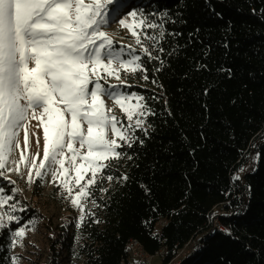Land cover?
Here are the masks:
<instances>
[{
	"label": "trees",
	"instance_id": "16d2710c",
	"mask_svg": "<svg viewBox=\"0 0 264 264\" xmlns=\"http://www.w3.org/2000/svg\"><path fill=\"white\" fill-rule=\"evenodd\" d=\"M127 9L163 29H144L156 38L145 44L152 58L139 53L143 70L119 89L153 114L88 189L74 249L81 264H122L132 238L149 254L165 247L166 263L198 234L176 264H264V142L244 191L234 179L264 130V0H130ZM0 187L11 194L13 185ZM216 206L229 212L218 216L222 229L208 223ZM31 216L22 211L19 224L0 229V264H10L12 232ZM61 234L53 253L73 250L74 233ZM53 259L46 264H69Z\"/></svg>",
	"mask_w": 264,
	"mask_h": 264
},
{
	"label": "snow or ice",
	"instance_id": "6c2138e0",
	"mask_svg": "<svg viewBox=\"0 0 264 264\" xmlns=\"http://www.w3.org/2000/svg\"><path fill=\"white\" fill-rule=\"evenodd\" d=\"M129 17L133 23L127 22ZM109 19L127 28L145 55L152 58L140 34L143 33L145 40H155L144 29L160 27L162 37V25L149 23L140 10H127L126 0H0V177L9 179L6 171L20 174L19 165L29 159L25 155L29 150L28 124L30 120H37L38 127L43 129V159L37 166L39 153L31 157L27 182H35L33 172L41 179L50 171L53 182L59 181L72 205L81 212L84 208L80 200L91 195L89 186L96 183L98 173L108 166L104 161L120 159L117 149L124 145L131 147L135 129L146 131L143 124L147 115L153 114L139 103L134 106L136 112L129 111L125 102L129 99L140 101L143 97L124 96L113 90L115 85L105 88L101 83L113 76L120 80V69L128 70L131 65H135L132 71L143 70L138 63L139 56L122 60L119 52L113 50V40L101 30ZM159 50L164 51L163 48ZM114 61L119 63L120 69L112 67ZM105 95L121 107L129 121L136 116L134 127L132 124L124 126L110 115L112 110H106ZM38 109L42 110L39 115ZM83 123L87 124L86 134L82 130ZM109 128L114 137L111 140L106 137ZM21 130L24 132L23 149L19 141ZM75 143H79V149L74 148ZM85 146L87 152L82 154L80 149ZM17 149L21 150L20 159L13 161L14 169H7L8 158ZM65 149L71 153L70 160L75 166L74 187L79 188L75 193L68 184L71 177H67ZM78 158L82 161L79 165L76 164ZM55 165L59 167H53ZM88 173L91 178L81 184ZM112 179L110 175L107 177L109 181ZM234 179L239 180V176ZM10 183L15 184V181ZM18 191L13 189L12 194H6L0 187V210H4L0 212V229L7 227L8 222H20V217L13 213L25 209H17L18 201L9 203L15 200ZM26 227H19L12 233L13 247L17 239L24 237Z\"/></svg>",
	"mask_w": 264,
	"mask_h": 264
},
{
	"label": "rangeland",
	"instance_id": "374dc122",
	"mask_svg": "<svg viewBox=\"0 0 264 264\" xmlns=\"http://www.w3.org/2000/svg\"><path fill=\"white\" fill-rule=\"evenodd\" d=\"M130 0H126V4H128ZM128 10V9H127ZM128 23H133L132 19L129 17L127 19ZM102 31H105L109 34L111 39L113 40V50L119 52L122 60H132L134 56H139V53H143L141 50V46L136 44V38L131 35L130 31L127 28H123L118 21H114L109 19V22L101 27ZM138 30V29H137ZM139 31V30H138ZM141 35V42L145 47V44L150 40H145L143 37V33ZM123 46V51H120ZM130 46V47H128ZM140 57V56H139ZM107 63V60H105ZM140 64V62L138 61ZM112 67L114 69H120V65L118 62L113 63ZM135 65L129 66L128 70L120 69V80L115 79V77H108L107 82L101 81L104 84L105 88L109 85H115L116 92L121 93L124 96L132 97L133 94H130L126 91L119 90L122 87H127L130 83L127 80V77L130 76L134 71L131 69L134 68ZM137 71V70H136ZM103 75V73H101ZM135 97H141L139 95L134 94ZM105 101V107L107 109H111L110 115H114L118 120L121 121V124L126 126L128 124H132L135 126L136 116H134L132 121L127 119V115L122 111L121 107L114 103L113 99L109 98L107 95L103 97ZM142 104V100L137 101L136 99H129L125 102V107L129 109V111L136 112L137 109L134 107L137 104ZM42 111L40 109L37 110V115ZM142 111V109H140ZM69 120L70 116L67 117ZM82 130L87 132V124H82ZM28 133H29V150L25 153L28 156V161L26 163H21L20 174L18 175L16 171H6V175L9 179H4L0 177V180H4L5 183H10V181H15L13 185V189H19L18 192H15V200L10 201L9 203H15L18 201L17 209L24 208L25 212L32 213V216L23 223L20 227L27 225L25 228V235L22 239H17L16 246L12 248V255L10 259V264H13V259L15 260V264H46L49 260L53 259L55 262H61L65 259L69 260V264H81V259L78 257L77 252L74 250L76 245L79 243V233L78 228L81 223V217L84 216L85 210L91 207V202L88 201V197L82 198L80 203L83 205L84 211L81 212L78 207H75L71 203V198L68 196L67 191L61 187L59 181L53 182L51 172L49 171L42 178L41 187L37 189L35 187V182L29 184L27 182L28 175V167L30 166L31 157L36 156L39 153V158L37 159V166L39 164V160L43 159V129L38 127L37 120H30L28 124ZM37 137H39V147L37 146ZM106 137L107 139H113V133L110 128L106 129ZM19 141L21 145V149L24 147V132L20 131ZM119 143H122L118 141ZM264 142V130L260 133L259 136L254 138L246 153H245V161L242 167L234 174V177L239 176V180H237L238 186L242 188L244 191V180L243 176L246 172L251 170L254 167L256 160V149L260 143ZM74 148L79 149V143L74 144ZM20 149H17L11 153L7 160L6 168L14 169L16 165L13 161H19L20 159ZM81 153L87 152V147L80 149ZM71 153L65 149V167L69 169L67 177H71L68 180L69 187H73V193L78 192L79 188L74 187L75 182V166L71 163L70 160ZM108 161V160H107ZM107 161H104L106 163ZM82 161L78 158L76 164L79 165ZM27 165V166H26ZM53 167H59L55 165ZM62 171V170H61ZM59 175V173H58ZM100 175L98 173L97 177ZM91 178V174L88 173L85 175L84 179L81 180V184L86 183L88 179ZM33 179L36 180L35 174L33 172ZM61 179H66V177H61ZM90 187V186H89ZM89 189V188H88ZM39 193V194H38ZM12 194V193H11ZM4 210H0L2 212ZM21 211L17 210L13 213L15 216H19ZM34 222V223H33ZM11 222H8V225ZM33 229V230H29ZM14 232V231H13ZM12 232V233H13ZM62 233L61 235H71L74 233L73 240V250L71 252L63 251L62 248H58L53 253V249L51 247V240L55 237V234ZM202 234H198L195 236L189 246H196L198 240L200 239ZM188 250V249H187ZM185 251V250H184ZM179 252L180 255L176 256L172 259L170 264H176L180 259L184 256L188 255V252ZM152 264H162L163 260L159 256H153L151 259Z\"/></svg>",
	"mask_w": 264,
	"mask_h": 264
},
{
	"label": "built area",
	"instance_id": "2783aa9c",
	"mask_svg": "<svg viewBox=\"0 0 264 264\" xmlns=\"http://www.w3.org/2000/svg\"><path fill=\"white\" fill-rule=\"evenodd\" d=\"M226 210L222 206H216L213 207L208 215V223L212 225L214 228L222 229V227L219 224L218 216L221 214H228ZM191 240L185 243L181 248L173 249L172 250V258L162 264H170L172 259L176 256H179L181 252H184L190 254L194 248V246H189ZM188 249V250H187ZM125 250H126V260L122 259V264H152L151 259L153 256H159L162 259L165 256V247L156 251L154 254H149L145 251L141 243L137 239H129L127 243L125 244ZM180 252V253H179Z\"/></svg>",
	"mask_w": 264,
	"mask_h": 264
}]
</instances>
